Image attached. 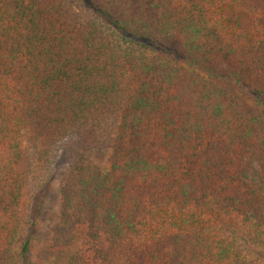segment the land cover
Masks as SVG:
<instances>
[{
	"label": "trees",
	"instance_id": "obj_1",
	"mask_svg": "<svg viewBox=\"0 0 264 264\" xmlns=\"http://www.w3.org/2000/svg\"><path fill=\"white\" fill-rule=\"evenodd\" d=\"M71 2L0 0V264H264V0Z\"/></svg>",
	"mask_w": 264,
	"mask_h": 264
},
{
	"label": "rangeland",
	"instance_id": "obj_2",
	"mask_svg": "<svg viewBox=\"0 0 264 264\" xmlns=\"http://www.w3.org/2000/svg\"><path fill=\"white\" fill-rule=\"evenodd\" d=\"M66 1L72 4L71 0ZM145 53L149 55L153 54L149 50H146ZM171 56L176 60L178 59L176 54H172ZM21 140L27 152L31 153L35 151L26 134L21 135ZM109 156L110 150L107 149L99 156L91 154L90 159L98 166L104 167L108 162ZM66 171L67 165L64 159V152L61 151L49 183L39 192L35 199L34 209L31 215L32 226L22 236L23 239L26 234L29 236L30 256L33 262H36L44 255L50 230L58 223L59 190ZM250 254L264 262V250L260 247L251 249Z\"/></svg>",
	"mask_w": 264,
	"mask_h": 264
}]
</instances>
